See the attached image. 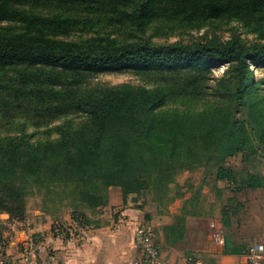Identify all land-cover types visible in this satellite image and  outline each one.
Returning a JSON list of instances; mask_svg holds the SVG:
<instances>
[{"label": "trees", "instance_id": "obj_1", "mask_svg": "<svg viewBox=\"0 0 264 264\" xmlns=\"http://www.w3.org/2000/svg\"><path fill=\"white\" fill-rule=\"evenodd\" d=\"M221 19L238 20L264 38V0H0V116L86 118L77 126L56 125L55 139L0 137V213L21 219L25 197L41 187L50 195L57 186L73 220L84 217L86 208L106 204L113 186L123 199L147 192L160 198L180 169L204 158L234 193L264 188L262 173L225 165L233 155L227 140L241 111L264 153V79L254 73V66L264 64V44L234 33L226 40L193 43H158L144 36L152 22H165L170 30L177 23ZM117 25L139 35L96 31L72 37L75 31ZM212 63L226 66L213 91L216 103L199 110L162 108L178 98L209 94L206 72ZM126 66L153 70L157 83L83 85L91 74ZM212 146L218 154L208 153ZM242 206L234 195L228 197L220 211L223 227ZM165 233L167 240L181 237L174 226ZM224 237L225 253L240 254L247 246Z\"/></svg>", "mask_w": 264, "mask_h": 264}, {"label": "rangeland", "instance_id": "obj_2", "mask_svg": "<svg viewBox=\"0 0 264 264\" xmlns=\"http://www.w3.org/2000/svg\"><path fill=\"white\" fill-rule=\"evenodd\" d=\"M89 30L91 31H75L72 37H78L83 34L90 35L96 31L109 32L113 36L127 38L131 34L139 35L137 31L130 28L125 29L118 25L101 29L95 26ZM233 33L246 42L264 44L263 36L249 31L238 20L226 21L224 19L208 21L200 25L177 23L170 30H166L165 22H152L146 29L144 36L158 43L172 41L193 43L196 41L226 40ZM133 37L135 38V36ZM225 68L224 64H210L206 72V76H208L207 82L210 86L207 90L209 94L202 97L188 96L178 98L167 103L162 108L164 110L176 109L179 111L199 110L216 103L217 97H215L213 91L219 79L223 76ZM254 73L257 80L260 78L264 79V64L254 66ZM156 83V74L153 70L126 66L114 71L91 74L83 85L90 88L110 87L120 84L153 87ZM21 112L25 111L22 110ZM236 117L239 120L238 127L233 131L230 140H227L233 155L226 159L225 165H229L238 171L252 170L264 175V153L247 126L245 113L241 111ZM85 119V116L81 113H70L54 119L50 116L42 117L36 114L23 113H18L14 116L1 115L0 137L12 133H24L29 135L31 141L41 142L57 137V132L54 130L56 125L70 121L77 126L82 124ZM240 126H245L244 128L247 130L244 136L243 133L239 132ZM243 137H245V140H242ZM210 148L211 150L208 153L218 154L219 148L215 149L213 146ZM204 159L206 160L207 158ZM205 160L200 164L193 165L191 169H180L175 175L174 182L169 184V190L166 195L164 194L162 197H155L154 199H152V196L156 195L155 192L153 194L147 192L139 196L128 195L130 202L143 204L147 209L143 212V218L156 222L158 221L157 218H163L159 216L164 215L171 208H178L185 200V209L189 213H193L191 214L192 216H188V246L185 249L188 254H194L195 251L191 248H200L203 251L205 250L207 254L211 253L212 250L210 249H212L213 245L209 243V240L211 232L217 228L221 229L224 236L229 234L231 240L239 241L244 245L264 240V188L234 193L232 185L224 180L217 179L215 170L205 165ZM109 191L115 196L121 195L118 187H110ZM48 193L44 187H41L38 192L27 195L24 205L25 212L21 219L9 218L8 214L0 213V256L4 255V260L7 264H21L19 262L21 259L28 260L30 264L32 259L34 261L39 250L31 253L28 246L29 244L36 246V243L39 242L35 234L41 233L38 228H41V224L48 221L49 215L53 219L69 222L71 207L67 205V200L61 198L57 186L50 195ZM231 195H234L236 200L243 203V206L231 218V225L223 227L220 211ZM85 211H87V208ZM24 220L27 224L24 223ZM12 222H17L16 229L27 232L28 227H32L35 230L28 234L27 239L19 236V241L17 239L15 244L9 246V242L14 240L12 236L16 234V229L14 230L10 227ZM9 248L10 252H8ZM161 250L163 252L162 247ZM203 258L205 260V257Z\"/></svg>", "mask_w": 264, "mask_h": 264}, {"label": "crops", "instance_id": "obj_3", "mask_svg": "<svg viewBox=\"0 0 264 264\" xmlns=\"http://www.w3.org/2000/svg\"><path fill=\"white\" fill-rule=\"evenodd\" d=\"M184 205L185 200L178 208H171L159 216L163 218H157L156 222L150 221L154 228V239L163 249L165 264H186L188 216L192 215L186 213ZM144 210L147 209L143 204L130 202L128 197L123 199L122 195L115 196L109 191L106 204L87 209L85 216L78 220L69 216V222H65L49 215L48 221L38 228L41 233L35 234L39 240L36 250L39 251L31 264H132L138 256L134 229L136 223L143 219ZM24 223L27 224L25 220ZM16 224L12 222L9 225L15 230ZM168 226L181 229V237L167 240L165 230ZM34 230L32 227H28L27 232L16 229V234L12 236L14 240L9 242V246L15 244L19 236L27 239ZM209 243L213 245L209 254L203 249L191 248L201 261L203 259V264L239 263L240 254L225 253L224 246L215 245L210 240ZM19 262L30 264L24 259Z\"/></svg>", "mask_w": 264, "mask_h": 264}, {"label": "built area", "instance_id": "obj_4", "mask_svg": "<svg viewBox=\"0 0 264 264\" xmlns=\"http://www.w3.org/2000/svg\"><path fill=\"white\" fill-rule=\"evenodd\" d=\"M134 239L138 256L132 264H165L162 250L154 239V228L150 221L141 219L136 223ZM210 240L215 245L221 247L225 245V237L220 228L211 232ZM28 247L31 253L37 249L32 244H29ZM240 256L241 259L238 264H264V240L247 244ZM0 264H7L4 255L0 256ZM186 264H203V262L192 253L186 256Z\"/></svg>", "mask_w": 264, "mask_h": 264}]
</instances>
